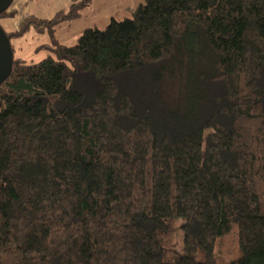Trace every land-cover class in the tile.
Returning a JSON list of instances; mask_svg holds the SVG:
<instances>
[{"label": "trees", "instance_id": "1", "mask_svg": "<svg viewBox=\"0 0 264 264\" xmlns=\"http://www.w3.org/2000/svg\"><path fill=\"white\" fill-rule=\"evenodd\" d=\"M92 2L7 32L49 53L0 85V264H264V0H144L61 43Z\"/></svg>", "mask_w": 264, "mask_h": 264}, {"label": "rangeland", "instance_id": "2", "mask_svg": "<svg viewBox=\"0 0 264 264\" xmlns=\"http://www.w3.org/2000/svg\"><path fill=\"white\" fill-rule=\"evenodd\" d=\"M18 1L19 0H14L9 8L13 7ZM142 2H144V0H94L91 6L83 10V16L81 19L67 23L64 22L59 25L56 33L57 37H59L60 41L66 45H73L86 28L98 27L104 29L112 18L121 20L125 17H130L128 7L136 6ZM69 3L70 0H30L28 7L24 5L21 8L19 16L14 18L3 17L0 19V25L6 30L9 28H17L21 23L20 20L30 14L28 12H35V14L38 13V15L43 14L47 17H51L60 8L67 7ZM18 21H20V23ZM30 32L22 38L14 39L12 45L15 48L16 56L22 57L28 62H38L45 58L49 52L47 50L36 51L35 47L48 42L49 37L47 34ZM236 234L237 228L234 227L231 234L226 238H233L232 241L234 243L237 240L235 237ZM175 252L177 254L184 253L183 232L179 227L176 232Z\"/></svg>", "mask_w": 264, "mask_h": 264}, {"label": "water", "instance_id": "3", "mask_svg": "<svg viewBox=\"0 0 264 264\" xmlns=\"http://www.w3.org/2000/svg\"><path fill=\"white\" fill-rule=\"evenodd\" d=\"M13 0H0V13L8 9ZM14 52L7 32L0 25V85L5 81L13 67Z\"/></svg>", "mask_w": 264, "mask_h": 264}, {"label": "crops", "instance_id": "4", "mask_svg": "<svg viewBox=\"0 0 264 264\" xmlns=\"http://www.w3.org/2000/svg\"><path fill=\"white\" fill-rule=\"evenodd\" d=\"M14 1V0H13ZM56 1V0H55ZM67 1V0H66ZM94 1V0H93ZM29 2H30V0H19L18 1V3H15V5L13 6V7H11V8H9V11H13L14 13H15V15L13 16V17H10V18H14V17H17V16H19V12H20V10H21V8L24 6V5H26L27 7L29 6ZM59 2V1H58ZM13 3V2H12ZM70 3H71V0H70ZM69 3V4H70ZM93 3V2H92ZM61 9V8H60ZM30 11V10H29ZM28 13H30L29 15H35V16H37V17H40V18H51V17H47V16H45V15H43V14H39L38 15V13L37 14H35V12H28ZM56 13V12H55ZM29 15H27V16H29ZM26 16V17H27ZM25 17V18H26ZM24 18V19H25ZM1 19V18H0ZM24 19H21L20 21H21V23H22V21L24 20ZM81 19V18H80ZM20 21H18L19 23H20ZM21 23H20V25H21ZM65 23H67V22H65ZM0 24H1V22H0ZM19 25V26H20ZM61 25V24H60ZM18 26V27H19ZM3 27V26H2ZM17 27V28H18ZM4 28V27H3ZM17 28H9L8 30H6L5 28V30H6V32H10V31H14V30H16ZM31 32H34L33 30H31ZM30 32V33H31ZM27 34H29V32L27 33ZM22 37H24V36H22ZM22 37H18V38H22ZM76 37V36H75ZM74 37V38H75ZM18 38H14V39H18ZM14 39H12V41L14 40ZM58 39H59V37H58ZM12 41H11V43H12ZM59 41H60V39H59ZM61 42V41H60ZM61 43H63V42H61ZM65 44V43H64ZM38 46V45H37ZM36 46V47H37ZM14 47V46H13ZM35 47V48H36ZM37 51V50H36ZM38 51H40V50H38ZM14 54H15V48H14ZM15 56H16V54H15ZM16 57H18V56H16Z\"/></svg>", "mask_w": 264, "mask_h": 264}]
</instances>
